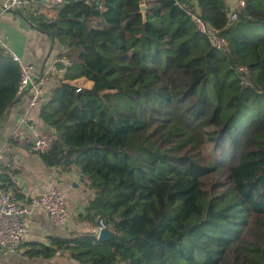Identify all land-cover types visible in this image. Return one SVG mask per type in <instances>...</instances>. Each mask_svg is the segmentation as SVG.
<instances>
[{
	"label": "trees",
	"instance_id": "trees-1",
	"mask_svg": "<svg viewBox=\"0 0 264 264\" xmlns=\"http://www.w3.org/2000/svg\"><path fill=\"white\" fill-rule=\"evenodd\" d=\"M193 1L61 0L53 15L28 12L70 60L39 104L53 132L37 154L78 168L92 193L81 218L101 219L111 233L50 236L28 243L25 256L264 264V0H242L231 20L224 0ZM180 3L227 47L211 46ZM18 76L0 46V119L17 99Z\"/></svg>",
	"mask_w": 264,
	"mask_h": 264
},
{
	"label": "crops",
	"instance_id": "crops-1",
	"mask_svg": "<svg viewBox=\"0 0 264 264\" xmlns=\"http://www.w3.org/2000/svg\"><path fill=\"white\" fill-rule=\"evenodd\" d=\"M37 1L38 12L54 14L48 10L45 0ZM224 1L228 11L237 4L236 0ZM28 14L26 10L19 9L0 10V46L23 62L32 63L35 73L48 75L43 87V94L48 95L60 78L55 70V59L62 45L37 29L28 19ZM74 81L83 86L90 84L83 78ZM38 112L39 104L28 107L27 94L23 92L0 119V172L9 174L14 187L7 186L6 190L18 202L43 192L49 185H55L64 196L67 216L57 224L48 218L45 211L31 209L24 220L25 231L16 250L5 251L0 248V264H79L65 253H55L50 257H29L23 253L30 242L47 244L50 236L67 237L78 232L92 231L93 227L81 218L92 193L82 182L78 168L71 166L63 171L58 166L45 165L39 155L29 148L34 134L49 140L53 132Z\"/></svg>",
	"mask_w": 264,
	"mask_h": 264
},
{
	"label": "built area",
	"instance_id": "built-area-1",
	"mask_svg": "<svg viewBox=\"0 0 264 264\" xmlns=\"http://www.w3.org/2000/svg\"><path fill=\"white\" fill-rule=\"evenodd\" d=\"M46 3L57 5L61 0H45ZM192 2H194L192 0ZM242 0L237 1V4L242 5ZM37 0H1L0 10H26L27 12L35 13ZM185 14L193 22L194 26L203 32L208 43L217 48L224 49L228 42L226 38L219 33L218 28L206 23L197 13L195 8H192L189 3L179 4ZM235 18V12L228 11V19ZM9 53V52H8ZM11 58L17 63L19 69L18 81L15 88V94L19 96L23 92L27 94V106L34 107L43 99V87L48 80L46 73H35V68L32 63L23 62L18 56L9 53ZM70 62L65 54H59L55 59V70L61 76L66 65ZM238 69L246 72L244 66H238ZM48 147V138L34 134L29 148L32 152L38 153L44 151ZM41 209L45 211L48 218L54 223H61L67 216L65 207V199L61 191L55 185H49L46 190L41 193L30 195L26 200L18 202L13 199L9 192L0 187V248L5 251L16 250L21 236L25 231L24 220L31 209ZM104 224L101 219L97 220L95 226L92 227V232L97 236L99 229L103 228Z\"/></svg>",
	"mask_w": 264,
	"mask_h": 264
},
{
	"label": "water",
	"instance_id": "water-1",
	"mask_svg": "<svg viewBox=\"0 0 264 264\" xmlns=\"http://www.w3.org/2000/svg\"><path fill=\"white\" fill-rule=\"evenodd\" d=\"M139 10L141 12L142 15H144V4L143 3H140L139 5ZM25 18V17H24ZM27 20V18H25ZM31 24V23H30ZM35 26V25H34ZM43 96H46L47 94H42ZM110 225L106 226V227H103L101 229H99L98 233H97V238L100 239V240H104L106 239L110 233H111V230L109 229Z\"/></svg>",
	"mask_w": 264,
	"mask_h": 264
},
{
	"label": "rangeland",
	"instance_id": "rangeland-1",
	"mask_svg": "<svg viewBox=\"0 0 264 264\" xmlns=\"http://www.w3.org/2000/svg\"><path fill=\"white\" fill-rule=\"evenodd\" d=\"M46 6H47L48 10L51 11V13H54V10H53V8L51 7V4H50V3L47 2V3H46ZM253 33H256V32H250L249 35H253Z\"/></svg>",
	"mask_w": 264,
	"mask_h": 264
}]
</instances>
